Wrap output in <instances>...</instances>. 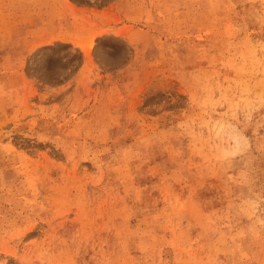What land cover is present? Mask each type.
I'll return each mask as SVG.
<instances>
[{
    "label": "rangeland",
    "instance_id": "rangeland-1",
    "mask_svg": "<svg viewBox=\"0 0 264 264\" xmlns=\"http://www.w3.org/2000/svg\"><path fill=\"white\" fill-rule=\"evenodd\" d=\"M61 3L0 0V264H264V0Z\"/></svg>",
    "mask_w": 264,
    "mask_h": 264
},
{
    "label": "crops",
    "instance_id": "crops-1",
    "mask_svg": "<svg viewBox=\"0 0 264 264\" xmlns=\"http://www.w3.org/2000/svg\"><path fill=\"white\" fill-rule=\"evenodd\" d=\"M62 14L69 15L73 18L81 28H92L99 26L101 28L108 27L112 23L123 24L125 23L122 12L116 13L115 10L122 5L125 0H61ZM42 4V3H41ZM65 9V12H63ZM42 15V14H37ZM102 20V21H101ZM124 26L119 31L122 33Z\"/></svg>",
    "mask_w": 264,
    "mask_h": 264
}]
</instances>
